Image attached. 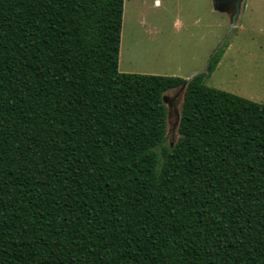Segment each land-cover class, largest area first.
Listing matches in <instances>:
<instances>
[{
    "label": "trees",
    "instance_id": "trees-1",
    "mask_svg": "<svg viewBox=\"0 0 264 264\" xmlns=\"http://www.w3.org/2000/svg\"><path fill=\"white\" fill-rule=\"evenodd\" d=\"M124 3L0 0V264H264V103L121 72Z\"/></svg>",
    "mask_w": 264,
    "mask_h": 264
},
{
    "label": "rangeland",
    "instance_id": "rangeland-1",
    "mask_svg": "<svg viewBox=\"0 0 264 264\" xmlns=\"http://www.w3.org/2000/svg\"><path fill=\"white\" fill-rule=\"evenodd\" d=\"M235 2L125 0L119 70L188 78L220 49L205 83L264 103V0H241L233 18ZM183 92L184 85L165 93L169 145L178 138Z\"/></svg>",
    "mask_w": 264,
    "mask_h": 264
},
{
    "label": "water",
    "instance_id": "water-1",
    "mask_svg": "<svg viewBox=\"0 0 264 264\" xmlns=\"http://www.w3.org/2000/svg\"><path fill=\"white\" fill-rule=\"evenodd\" d=\"M227 2V1H229V0H218V2ZM240 1L241 0H236V2H235V5H236V12L234 13V15H233V18L234 17H237L238 16V12H239V7H238V5H239V3H240ZM235 24V21L233 20V22L231 23V25H234ZM215 53V51L212 53V55ZM209 62V61H208ZM207 65H208V63H207ZM207 65H206V67H205V69L204 70H206V68H207ZM198 73V72H197ZM196 73H194L193 75H191V76H189L188 78H187V81L188 80H190L194 75H195ZM184 88H185V84H184ZM164 100H165V103H166V101H167V96H166V94H164Z\"/></svg>",
    "mask_w": 264,
    "mask_h": 264
},
{
    "label": "crops",
    "instance_id": "crops-1",
    "mask_svg": "<svg viewBox=\"0 0 264 264\" xmlns=\"http://www.w3.org/2000/svg\"><path fill=\"white\" fill-rule=\"evenodd\" d=\"M122 32H123V28H122ZM122 34H123V33H122ZM148 73H152V74H154L155 72L148 71Z\"/></svg>",
    "mask_w": 264,
    "mask_h": 264
}]
</instances>
